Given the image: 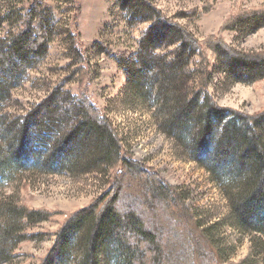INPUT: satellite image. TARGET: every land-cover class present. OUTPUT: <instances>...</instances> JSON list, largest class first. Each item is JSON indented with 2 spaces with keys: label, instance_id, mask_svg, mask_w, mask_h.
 Segmentation results:
<instances>
[{
  "label": "rangeland",
  "instance_id": "1",
  "mask_svg": "<svg viewBox=\"0 0 264 264\" xmlns=\"http://www.w3.org/2000/svg\"><path fill=\"white\" fill-rule=\"evenodd\" d=\"M39 1L46 6L42 10L41 45L36 43L34 21L25 24L31 0H0V53L12 49L15 55L12 66H0V147L21 133L23 118L54 89L70 95L83 89L85 78L81 73L87 62L79 53L81 46L87 50L92 67L89 97L118 131L124 150L177 189L219 249L224 263L264 264V248L251 250L250 235L230 224L229 201L223 187L191 159L188 109L183 130L173 128L178 121L173 120L174 111L189 104L191 75L171 82L164 65L156 58L140 65L125 61L122 66L113 57L122 52H129L131 58L137 55L141 34L154 23V15L133 7L130 0ZM150 3L199 42L205 43L213 36L245 53L264 52V24L252 32L223 29L232 16L264 8V0H150ZM169 38L166 33L154 55L175 54L177 43L170 44ZM204 48L214 66L209 90L218 105L248 114L264 110V79L254 82L227 79L217 64L219 56L216 59ZM71 123L49 127L52 132L40 145H46L48 150L40 162L30 161L18 171L12 169L11 180L0 179L2 221H9L8 202L17 199L29 208L53 213L32 230L28 229L41 237L22 240L14 249V258L0 264H39L64 219L107 189L110 170L100 161H86L83 157L88 153L83 146L74 152L82 158L79 157L77 165L70 164V169L59 162H45L52 141L68 135ZM100 264H107L103 257Z\"/></svg>",
  "mask_w": 264,
  "mask_h": 264
},
{
  "label": "trees",
  "instance_id": "2",
  "mask_svg": "<svg viewBox=\"0 0 264 264\" xmlns=\"http://www.w3.org/2000/svg\"><path fill=\"white\" fill-rule=\"evenodd\" d=\"M130 2L134 3L133 7L153 14L155 20L141 34L140 51L136 56L131 58L129 52H122L113 57L122 66L125 61L140 65L149 58H156L164 65L171 82L191 75L189 104L174 111L173 120L178 121L173 128L183 130L188 109L191 112V142L188 143L191 159L223 187L229 201L230 224L250 235L251 250H262L264 110L248 114L218 105L209 90L214 66L204 47L216 59L219 56L217 64L233 82L263 80L264 52L245 53L213 36L205 43L199 42L181 25L167 20L150 0ZM45 7L39 0H31L27 7L25 24L34 21L38 45L44 40L42 10ZM263 24L264 8H260L232 16L223 29L252 32ZM166 33L170 44L177 43L175 54L156 56L153 53ZM78 50L87 62L81 73L85 78L83 89L76 95L54 89L23 118L21 133L15 134L5 147H0V179L11 180L12 169L18 171L30 161H41L48 149L40 145L52 132L49 127L72 121L68 135L52 141L45 162H59L60 166L70 169V164L75 166L82 158L74 152L83 146L87 148L88 156L83 157L86 161H100L110 170L107 189L64 219L39 264H100L102 257L107 264H226L177 189L124 150L118 131L89 97L92 67L87 50L81 46ZM12 55V49L8 53L1 52L0 66H12ZM3 79L8 80L5 76ZM8 206L9 221H2L0 216V263L14 258V249L22 240L41 237L28 229L32 230L53 215L46 209L29 208L20 199L9 201Z\"/></svg>",
  "mask_w": 264,
  "mask_h": 264
}]
</instances>
